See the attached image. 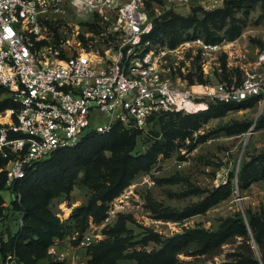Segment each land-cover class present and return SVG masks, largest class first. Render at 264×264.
<instances>
[{
	"label": "built area",
	"instance_id": "obj_1",
	"mask_svg": "<svg viewBox=\"0 0 264 264\" xmlns=\"http://www.w3.org/2000/svg\"><path fill=\"white\" fill-rule=\"evenodd\" d=\"M147 1L0 0V86L16 105L6 111L8 121L0 114L6 188L90 131L104 134L116 124L144 130L154 113L177 112L206 97L241 102L259 96L258 103L264 105V33L242 84L214 85L219 56L228 54L227 41L194 38L170 48L145 40L151 26ZM65 7L76 17L99 15L108 20L114 14L112 29L104 33L114 37L102 43L89 33L81 38L83 31L75 25L52 46L41 19L64 18ZM196 72L198 79L192 77ZM109 220L108 215L104 223ZM6 239L7 232L0 230V240ZM92 242L83 235L78 245L87 250ZM63 258L57 257L61 262ZM222 262L206 259L197 264ZM0 264H16L15 255L0 251Z\"/></svg>",
	"mask_w": 264,
	"mask_h": 264
},
{
	"label": "rangeland",
	"instance_id": "obj_2",
	"mask_svg": "<svg viewBox=\"0 0 264 264\" xmlns=\"http://www.w3.org/2000/svg\"><path fill=\"white\" fill-rule=\"evenodd\" d=\"M225 1L148 0L145 9L152 21L169 12L187 16L195 9L197 15L201 16L202 10L210 11L220 8ZM235 17L241 27L240 34L234 40L227 41L228 54H220L219 65L215 69V77L212 81L214 85L220 84L227 88L240 86L245 70L254 65L256 52L260 48L264 33V0H257L249 7L235 9ZM41 21L46 32L49 33L50 44L58 46L64 38V31L71 33V29H75L76 26L83 31L81 38L85 37V33H89V38L97 39L99 43L112 40L114 34L105 35L104 33L112 29L116 16L113 14L108 20L99 15L76 17L70 8L65 7L64 18L58 17L55 21H51L49 17H44ZM195 33L197 31L195 32L193 27L183 31L184 36ZM220 33L222 34V31ZM170 37L171 35L165 33L160 36L162 41L158 39L154 41L161 46L170 47L168 45ZM192 77L198 79V73L196 72ZM3 97L4 94H1L0 99ZM196 100L201 101V105L195 106ZM196 100L175 113H180V117L193 115L205 107L203 103L214 101L207 97ZM263 111L264 105L258 102L252 107L230 110L224 116L211 118L201 123L195 130L189 129L184 138L176 137L167 155L159 153L148 171L138 173L120 195L108 201L109 222L90 221L84 233L93 241L90 245L101 240L129 238L125 253L133 251L149 253L159 249L161 242L165 239L189 229L202 228L217 231L225 221L241 217L246 222L249 215L264 220V179L240 189L236 186L234 176L243 161L259 152H264V125L258 124ZM0 114L1 120L6 115L9 116L6 111ZM177 120L179 118L165 117L152 129L149 127L142 130L136 137L133 152L143 154L154 142L162 141V127L170 123L175 124ZM235 121L248 122L249 128L240 133L228 134L224 127ZM105 156L110 158L111 153L106 152ZM107 180V170L104 166L90 168L88 171L80 170L73 180L69 193L62 194L49 202V209L63 224L64 234L61 238L54 240L52 245L54 249L51 253L48 251L49 257L44 261L45 263L60 264L61 261L57 257L62 254L63 264H87L90 259L89 251L75 243L77 233L72 232L70 216L75 207L86 204L91 199L96 187L107 185ZM229 181L230 195L210 206L205 212L181 220L158 217L165 211H181L202 200L219 185H225ZM0 194L4 200V220L0 224V230L16 232L20 226L22 214L12 210L11 203L15 195L6 189L1 190ZM121 224H124L126 230L112 231ZM250 234L249 232V237ZM240 240L241 237L233 236L228 243L221 245L208 257L218 263L221 261L225 263L227 255L236 249L241 243ZM248 243L258 257L255 242L249 240ZM177 257V264H196L201 260L200 256L195 257L186 253H180ZM118 264L139 263L137 260H122Z\"/></svg>",
	"mask_w": 264,
	"mask_h": 264
},
{
	"label": "trees",
	"instance_id": "obj_3",
	"mask_svg": "<svg viewBox=\"0 0 264 264\" xmlns=\"http://www.w3.org/2000/svg\"><path fill=\"white\" fill-rule=\"evenodd\" d=\"M255 1L257 0H226L220 8L210 11L200 9L201 16L197 15L196 9L187 16L169 12L152 19L150 30L144 38L161 40L162 34H169L170 48L181 41L194 38H201L209 43L234 40L241 31L235 17V9L249 7ZM190 27H193L197 33L184 36L183 31ZM199 80H201L200 76ZM1 94H4V97L0 99V113L16 107L5 87L0 86ZM259 99V96H251L241 102L231 100L205 102L203 103L205 107L196 114L182 117L180 113L175 112L154 113L148 118L145 129L149 127L152 129L165 117H175L179 120L175 124L170 123L162 127L163 140L154 142L143 154L133 152L136 137L142 130L124 129L116 124L107 133L90 131L75 145L56 150L49 158L36 163L24 178L16 180L12 188H4L6 173L2 171L0 191L6 189L15 195L11 203L12 210L20 212L22 217L18 230L16 232L8 230L7 239L0 240L1 253L15 255L16 264H48L44 261L49 257L50 247L55 239L61 238L64 234L63 224L49 209V202L62 194L69 193L78 171L104 166L108 180L107 185L95 188V194L86 204L72 210L70 220L72 232L77 233L76 244L80 243L90 221L103 223L107 217L108 201L120 195L138 173L148 171L159 153L167 155L176 137L184 138L189 129L195 130L201 123L224 116L230 110L252 107L259 102ZM201 103L196 100L194 105L199 106ZM258 124L264 125V111ZM248 128L249 123L243 121H235L224 127L228 134L240 133ZM106 152L111 153L110 158L105 156ZM5 164L6 160L0 158V168ZM234 176L236 186L240 189L264 179V152H259L243 161ZM230 192L229 181L181 211H165L158 217L181 220L203 213L219 200L228 197ZM3 203L0 194V224L4 220ZM124 230H126L124 224L112 229L115 232ZM233 236L241 237V243L227 255L225 263L222 264H264V220L252 215L247 216L246 222L241 217L229 219L217 231L193 228L175 234L161 242L159 249L149 253L137 251L125 253L129 238L101 240L88 247L90 259L87 264H118L122 260H137L139 264H177V256L180 253L200 256L202 261L211 259L208 256L214 254L224 243H228ZM249 240L255 242L258 257L248 243Z\"/></svg>",
	"mask_w": 264,
	"mask_h": 264
},
{
	"label": "bare ground",
	"instance_id": "obj_4",
	"mask_svg": "<svg viewBox=\"0 0 264 264\" xmlns=\"http://www.w3.org/2000/svg\"><path fill=\"white\" fill-rule=\"evenodd\" d=\"M8 118H9V116L6 115V117H4L2 120H3V121H8Z\"/></svg>",
	"mask_w": 264,
	"mask_h": 264
},
{
	"label": "water",
	"instance_id": "obj_5",
	"mask_svg": "<svg viewBox=\"0 0 264 264\" xmlns=\"http://www.w3.org/2000/svg\"><path fill=\"white\" fill-rule=\"evenodd\" d=\"M252 132H250V134H251Z\"/></svg>",
	"mask_w": 264,
	"mask_h": 264
},
{
	"label": "crops",
	"instance_id": "obj_6",
	"mask_svg": "<svg viewBox=\"0 0 264 264\" xmlns=\"http://www.w3.org/2000/svg\"><path fill=\"white\" fill-rule=\"evenodd\" d=\"M53 249H54V247H53Z\"/></svg>",
	"mask_w": 264,
	"mask_h": 264
}]
</instances>
